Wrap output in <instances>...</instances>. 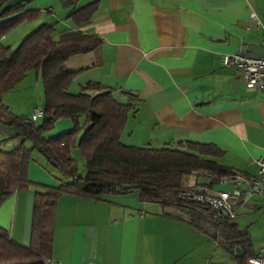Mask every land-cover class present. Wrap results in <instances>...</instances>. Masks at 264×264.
Segmentation results:
<instances>
[{
    "label": "crops",
    "instance_id": "obj_1",
    "mask_svg": "<svg viewBox=\"0 0 264 264\" xmlns=\"http://www.w3.org/2000/svg\"><path fill=\"white\" fill-rule=\"evenodd\" d=\"M92 2L94 12L83 25H73L66 17L69 9L62 5L59 16L46 22L55 24L54 39L70 28L100 39L95 49L65 60V68L75 72L69 93H77L87 82H98L113 90L120 103L126 102L125 93L136 95L135 109L128 113L119 135L122 144L155 149H176L182 142L212 144L221 150L214 159L217 163L253 175V160L264 159V94L246 88L238 70L222 66L219 59L225 54L264 57V0H77L74 7ZM19 26L27 27L25 35L33 29L30 22ZM11 33L1 38L9 47ZM35 76V87L25 103L23 98L16 101L12 91L26 78L2 94L1 102L10 112L30 116L35 106L42 109L43 87L36 72ZM70 128L68 118H58L47 135ZM14 133L0 125L1 149L17 145ZM191 175L193 182L183 180L188 187L233 188L213 182L209 173ZM27 178L53 185L59 175L32 151ZM37 189L16 190L0 203V227L24 245L30 239ZM234 219L237 228L246 231L253 255L257 254L264 243V198L252 197L241 204ZM187 221L181 207L140 201L136 192L98 199L63 195L56 205L50 260L59 264H238L211 227L203 232Z\"/></svg>",
    "mask_w": 264,
    "mask_h": 264
},
{
    "label": "trees",
    "instance_id": "obj_2",
    "mask_svg": "<svg viewBox=\"0 0 264 264\" xmlns=\"http://www.w3.org/2000/svg\"><path fill=\"white\" fill-rule=\"evenodd\" d=\"M29 0H0V125L14 130L17 145L0 148V203L16 190L30 186L33 193L30 239L24 245L13 240L0 227V264H45L52 253L53 227L58 199L63 196L98 199L100 195L136 192L140 201L156 202L162 207H181L190 226L207 229L201 220L209 218V227L223 242L227 253L238 264L253 255L245 230L231 220L214 217L206 208L176 199L181 190H189L185 176L209 173L213 182L231 172L214 159L221 150L212 144L182 142L178 148H150L124 145L119 135L127 115L135 109L136 95L125 93V103L116 101L110 88L87 82L75 94L69 93L74 71L65 68V60L74 54L95 49L100 39L76 29H65L53 38L51 23H41L21 39L13 50L1 38L23 22L39 16V10L25 8ZM77 0H61L68 8L67 19L73 25L87 23L95 3L75 8ZM33 69L43 87V115L39 122L29 116L14 114L2 104L1 96L12 90ZM58 118H68L71 128L47 135ZM77 149L85 161L86 175L77 173L71 151ZM32 151H37L59 175L56 184L43 185L27 178ZM237 250V251H236Z\"/></svg>",
    "mask_w": 264,
    "mask_h": 264
},
{
    "label": "built area",
    "instance_id": "obj_3",
    "mask_svg": "<svg viewBox=\"0 0 264 264\" xmlns=\"http://www.w3.org/2000/svg\"><path fill=\"white\" fill-rule=\"evenodd\" d=\"M250 19L255 20L253 13ZM261 45L264 46V30ZM222 66L235 67L246 88L260 90L264 94V57H251L243 54H225L219 59ZM43 115L42 109L35 106L29 118L35 122ZM256 171L253 175H246L238 171H231L219 176L218 183L231 184L230 191L210 190L205 186H197L189 190H181L176 199L182 203H194L206 208L211 214L221 220H233L237 208L252 197L264 198V159L253 160ZM45 264H59L50 259ZM245 264H264V243L257 254L246 257ZM92 264V263H89Z\"/></svg>",
    "mask_w": 264,
    "mask_h": 264
},
{
    "label": "rangeland",
    "instance_id": "obj_4",
    "mask_svg": "<svg viewBox=\"0 0 264 264\" xmlns=\"http://www.w3.org/2000/svg\"><path fill=\"white\" fill-rule=\"evenodd\" d=\"M25 4H26V6L29 9H34L35 8L36 10H38V9L40 10L39 16L35 20L30 21V24H32V28L33 29L36 28L39 24L46 23L50 19H52V18H54L56 16H59V11L60 10H62V11L64 10V9H62L60 0H29ZM78 7H80V6H77L75 8H78ZM48 8L50 9L49 12L46 11ZM54 8H56L57 11H55ZM11 31L14 32V34L11 33L13 35L10 38L7 39V43L6 44H9L10 45V49L13 50V49H15L17 47V45L19 44V42L21 41L23 36L27 33V27H25V26L24 27H22V26L20 27L18 25L15 28H13ZM28 31H29V29H28ZM9 33L6 34V37L10 36ZM24 78H26V80L23 81V83L22 82L19 83L15 87V89H13V91H12V92H15V93H12V94H16V96L14 97V99L16 101H18L19 99L21 100V98H23L24 99V103H25L26 98L28 97V95L30 93L33 92V88L35 87V80H34V78H36L35 71L33 69L28 70ZM27 78H28V80L30 78L29 82L27 81ZM39 103H42V98H41V101ZM17 107L18 106L16 105L15 108L17 109ZM71 154L73 155V157H74V159L76 161L77 172L83 173L82 176H85L86 175V168L82 165V161L83 160L80 159V155L78 153V150L77 149H73L71 151ZM190 182H193V175L185 176V183L188 184ZM231 221L233 223H236L235 219H233ZM200 223L206 229L209 228V218L208 217L206 218L205 221H204V219H202Z\"/></svg>",
    "mask_w": 264,
    "mask_h": 264
},
{
    "label": "water",
    "instance_id": "obj_5",
    "mask_svg": "<svg viewBox=\"0 0 264 264\" xmlns=\"http://www.w3.org/2000/svg\"><path fill=\"white\" fill-rule=\"evenodd\" d=\"M82 164H83V165L85 164V161H84V160L82 161ZM236 251H237V250H236Z\"/></svg>",
    "mask_w": 264,
    "mask_h": 264
}]
</instances>
